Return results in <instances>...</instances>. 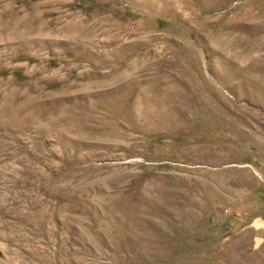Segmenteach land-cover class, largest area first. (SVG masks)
Returning a JSON list of instances; mask_svg holds the SVG:
<instances>
[{
    "label": "rangeland",
    "instance_id": "374dc122",
    "mask_svg": "<svg viewBox=\"0 0 264 264\" xmlns=\"http://www.w3.org/2000/svg\"><path fill=\"white\" fill-rule=\"evenodd\" d=\"M0 264H264V0H0Z\"/></svg>",
    "mask_w": 264,
    "mask_h": 264
}]
</instances>
